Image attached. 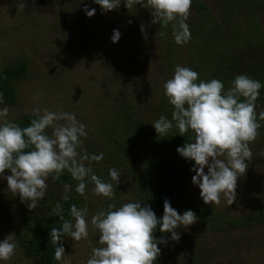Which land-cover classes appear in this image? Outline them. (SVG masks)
Wrapping results in <instances>:
<instances>
[{"label": "rangeland", "instance_id": "rangeland-1", "mask_svg": "<svg viewBox=\"0 0 264 264\" xmlns=\"http://www.w3.org/2000/svg\"><path fill=\"white\" fill-rule=\"evenodd\" d=\"M200 1L219 16L215 14L211 20H207L202 11L191 6L186 23L194 24L191 26L196 34L202 28L203 32H217L226 37L224 42L219 43L222 48L232 46L234 42L231 45V41L235 40V51L232 53L240 55L244 49L242 41L249 42L247 30L251 28L250 12L236 11L235 20H228L221 16L220 11L225 6L232 7L234 4L231 0ZM20 3H25L24 9L18 8ZM85 5L95 9L93 16L86 15ZM139 5L135 4L130 9L123 5L125 9L104 11L93 0H0V68L22 56L26 58L29 69L27 77L17 83L16 103L6 105L9 108L6 119L13 122L22 115H33L37 107L41 110H62L74 113L76 119L85 125L86 137L92 138L105 123L102 122L103 118L112 109L106 104L114 105V102H121L123 98L128 97L134 106H139L138 112L143 116V124H151L152 116L159 118L163 115L166 109L160 107V104L168 97L165 91L154 96V90L162 87L165 77L170 79L174 76L177 65L191 68L195 57L198 58L196 65L200 60L198 65L201 74L207 77L213 53L201 48H193L191 53L187 48L188 42L177 44V50L172 55L174 64L171 62L172 68L169 69V60L166 59L168 34L166 38L156 35L159 33V24L152 23L154 17L149 8ZM254 17L264 28V12L258 11ZM141 25L144 26V32L141 31ZM113 29L121 33L119 41L115 43L111 40ZM246 59L253 61L249 57ZM3 107L0 105V108ZM156 109L159 113H156ZM51 131L50 128L47 130L49 135ZM96 136L92 139L94 143L99 139ZM250 148L253 158L250 162L246 161L247 171L238 178L235 200L229 205L227 197L221 194L220 203H214L217 209L227 215L253 214L258 208L264 207V147L260 151ZM106 165L108 163L105 161H92L90 166L95 170ZM116 170L121 175L118 188H114L115 198L127 201L132 190L131 180L121 172L122 169ZM207 170L205 167V172ZM7 175H11V171L0 176V196L7 202L11 221L6 225L0 223V241L12 234L17 248L11 260L0 261V264H37L16 237L19 232H27L25 214L29 212L27 203L30 201L22 203L19 194L13 195L10 192L5 178ZM192 176L190 189L200 196V188L192 183ZM47 182L49 188L46 194L51 189H59L52 181ZM71 185L72 190H75L76 184ZM93 188L94 184L87 180L85 196L92 207L87 206L89 222L101 210L100 206L108 202V198L94 194ZM46 197L39 205L48 199ZM92 230L97 233L93 227L89 228L87 240H66L65 261H70V264H87L92 248L102 246ZM239 232H244L242 242L235 248H229L226 244L230 242V233L209 229L201 222H196L187 228L180 227L179 241H173L171 233H166L169 240L165 239V247L175 258L183 255L184 259L198 249L195 254L199 256L201 264L202 261L205 264H264V242L259 239L264 236V232L256 237L257 241L251 229ZM209 253H213L212 258H209ZM58 264H63V261Z\"/></svg>", "mask_w": 264, "mask_h": 264}, {"label": "clouds", "instance_id": "clouds-1", "mask_svg": "<svg viewBox=\"0 0 264 264\" xmlns=\"http://www.w3.org/2000/svg\"><path fill=\"white\" fill-rule=\"evenodd\" d=\"M93 2L104 11H111L119 7L121 0ZM133 4L149 8L154 17L152 23L166 28L173 22L172 34L177 44H185L191 39L186 21L192 0H125L127 8ZM25 6L20 3L18 8L24 9ZM84 11L88 17L95 14V9L88 5L84 6ZM141 31H145L143 25ZM156 35L166 38L167 33ZM120 36V31L113 29L112 42H118ZM198 80V72L190 67H175L174 76L163 85L165 95L174 106L171 119L161 115L153 126L160 137L168 136L174 126L181 136L189 130L194 133L191 142L176 151L195 161L192 183L200 188L203 202L219 204L223 194L230 205L236 198L238 178L247 171L246 161L253 158L249 145L259 135L261 125L258 119L264 121V111L256 112V101L264 85L247 74H238L226 91L219 79ZM0 103H3V93H0ZM8 114L7 106L0 108V176L10 169L11 175L5 177L8 189L13 195L19 194L22 203L30 201L27 203L29 210L37 209L45 197L49 177L58 180L65 170L78 181L75 191L81 196H85L86 181L90 180L94 184V194L109 200L114 198L113 184L93 173L90 166L92 161L102 160L103 153L89 156L78 151L83 143L81 137H86L87 132L74 113L37 107L33 110L36 118L26 127L6 119ZM49 128L51 135L47 132ZM85 161L89 164L86 165ZM109 175L113 181L119 182L121 173L115 168L109 169ZM63 187L62 199L68 201L67 193L72 190V185L64 184ZM163 207L160 219L149 205L142 207L140 201L119 207L109 204L107 211L94 214L90 223L99 231L102 246L92 248L87 264H154L161 252L158 244L167 243L162 237L154 236L157 225L161 233H171V239L179 241L180 234L175 229L187 228L198 220L194 211L189 209L180 214L167 199ZM69 212L74 223L64 219L63 205L59 202L48 213L49 216L58 215L63 221L61 228L53 227L50 232L51 243L55 246L54 258L63 264H70V261L64 260L65 248L59 244L62 238L71 237L78 242L89 237L88 208L72 204ZM16 248L15 237L7 235L0 241V261L11 260Z\"/></svg>", "mask_w": 264, "mask_h": 264}, {"label": "trees", "instance_id": "trees-1", "mask_svg": "<svg viewBox=\"0 0 264 264\" xmlns=\"http://www.w3.org/2000/svg\"><path fill=\"white\" fill-rule=\"evenodd\" d=\"M231 2L234 4H232V7H227L223 4L225 7L220 11L221 16L228 20H233V18L235 20L236 11L241 13L242 11L250 12L251 28L247 30L249 42L242 41L244 49L241 50L240 55H233L232 52L235 51L234 47L236 46L235 40L231 41V45L234 42L232 46L222 48L219 43L224 42L226 37H222L217 32H213L212 34L207 31L203 32L202 28L200 30V27L196 28L200 30V33L196 34L195 31H192L193 26L191 25L194 24L191 23L189 25L191 39L188 41V51L193 53V48H201L202 50L208 49L213 53L210 68L206 74L207 77L200 72L201 70L198 65L200 60L197 65L195 64L198 61V58L195 56L191 69L198 72L199 80L205 82L211 79L221 80L225 85V91L232 86L231 81L238 74H247L264 85V28L258 19L254 17L258 11L264 12V0H231ZM123 5H125V0H121L118 8L125 9ZM133 6L135 4L131 8ZM191 6L202 11L207 16V20L217 14L213 13L211 8L200 0H192ZM218 16L217 14L216 17ZM172 23L166 28L159 25V32H166L168 34V57L166 59L169 60V66L171 62L173 63L174 58L172 55L177 50V43L172 34ZM206 26L208 28V22ZM257 29H259V33H257ZM217 42L218 46L216 45ZM248 57L252 58L253 61L247 60L246 58ZM238 66L239 69L237 68ZM171 68L172 66L169 67V69ZM234 68L236 71H234ZM28 71V63L26 58L22 56L0 68V93H3V103H0V105L12 106L16 103L18 97L17 83L27 77ZM168 79V77H165L163 82L165 83ZM163 85L161 88L154 90V96L156 93L165 91ZM108 104L106 106L112 109L103 118L102 122L105 123L102 127L96 130V135H98L99 139L94 143L92 139L96 135L92 138H81L83 147L79 148V152L82 155L86 152L89 156L103 153V159L100 161H105L108 165L96 168L93 170V173L102 180L112 183L113 187L117 189L120 181L118 183L113 181L108 171L111 168L122 169L121 172H124L131 180L132 190L127 201L119 200L115 198V195L113 199H108L107 203L100 206L101 210L107 211L109 204H115L119 207L124 203L140 201L142 207L145 204L149 205L157 218L160 219L163 216L164 201L167 199L170 201L171 206L180 214L190 209L196 213L198 217L197 222L208 226L209 229L230 233V242L226 244L229 248L233 246L235 248L238 243L242 242L244 232L239 231L251 229L253 238L255 240L258 239L256 237L264 232V207L258 208L253 214L247 213L242 216L227 215L217 209L214 203L205 204L202 198L190 189V177L194 172L192 168L195 161L182 157L176 149L183 146L186 142H191V138L194 136L191 130L185 133L184 136H181L178 133V129L174 126L169 131L168 136L160 137L153 126L154 121L158 118L152 116L153 120L151 124H143L141 121L143 116L138 112L139 106H134L130 98H123L121 102L118 100L116 104L114 102V105L108 106ZM160 107L166 109L163 115L171 119L174 106L170 104L169 100L162 101ZM156 110V113H159L158 109ZM260 111H264V87L260 89V95L256 101L257 114ZM34 118H36L34 115H22L13 122L19 124L21 127H26L30 125L31 120ZM258 122L261 125L258 130L259 135L249 146L253 150L260 151L264 147V121H259L258 119ZM173 123L175 124V122ZM85 164L88 165L89 162L85 161ZM7 171H10V169L5 170V172ZM48 180L52 181L53 185L59 187V189L49 190L48 194H46V198L48 199L44 203L40 204L37 209L29 210V212L26 211L27 232H19L16 236L18 242L23 244L26 252L33 257L37 264H58L60 262L54 258L55 246L51 243L50 232L53 227L61 228L63 221L60 220L58 215H48L56 203L59 202L63 205L64 219L71 220L73 223L74 218L70 216L69 212L72 204H76L77 207H91V203L85 199V196H81L75 190L67 193L69 196L68 201L62 199V196L65 194L63 185H77L78 183V181L72 179L70 173L66 170L58 180H53L52 176ZM10 221V209L7 202L0 196V223L6 225L10 224ZM89 228H92L90 222ZM159 228L160 226L157 225L154 235L158 239L162 237L169 240L165 236L167 232L161 233ZM179 229L180 227L176 228L175 231L178 232ZM91 232L96 235V239H99L100 233L98 230L97 233L94 230ZM68 238L71 237H63L59 244H62L65 248V242ZM259 239L262 243L264 242L263 235ZM158 247L161 249V252L154 264H201L198 260L199 256L195 254L199 251L198 249H195V252H192L190 257L184 259L183 255L175 258L163 243L158 244ZM208 255L209 258H212L213 253H209ZM204 262L202 261L203 264H205Z\"/></svg>", "mask_w": 264, "mask_h": 264}]
</instances>
